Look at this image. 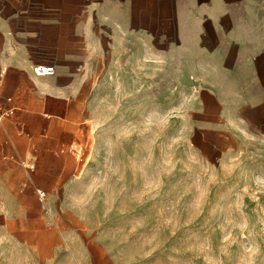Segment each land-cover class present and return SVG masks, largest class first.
Wrapping results in <instances>:
<instances>
[{"label": "crops", "instance_id": "0c3cea01", "mask_svg": "<svg viewBox=\"0 0 264 264\" xmlns=\"http://www.w3.org/2000/svg\"><path fill=\"white\" fill-rule=\"evenodd\" d=\"M37 64L54 73L35 75ZM102 80L155 88L203 160L264 182V0H0V107L67 114L90 96L97 110ZM37 160L68 174L57 153ZM0 191V264H132L63 201Z\"/></svg>", "mask_w": 264, "mask_h": 264}, {"label": "rangeland", "instance_id": "374dc122", "mask_svg": "<svg viewBox=\"0 0 264 264\" xmlns=\"http://www.w3.org/2000/svg\"><path fill=\"white\" fill-rule=\"evenodd\" d=\"M96 87L97 110L89 96L83 111L15 109L0 121V187L37 199L33 181L50 186H40L44 202L63 201L132 264H264V182L223 176V160H203L155 88ZM10 139L34 171L7 158ZM45 153L61 155L52 163L68 174L39 170Z\"/></svg>", "mask_w": 264, "mask_h": 264}, {"label": "built area", "instance_id": "2783aa9c", "mask_svg": "<svg viewBox=\"0 0 264 264\" xmlns=\"http://www.w3.org/2000/svg\"><path fill=\"white\" fill-rule=\"evenodd\" d=\"M54 66L51 64H37L32 67V71L35 75H51L54 73ZM7 100H10L8 98ZM15 110V107L13 106H6V107H0V121L5 117L13 113ZM21 165H23L25 168L29 170L34 169V164L32 162L26 161V160H20L19 161ZM35 194L37 196L38 201L44 202L46 197V192L43 188L37 187L35 188Z\"/></svg>", "mask_w": 264, "mask_h": 264}]
</instances>
